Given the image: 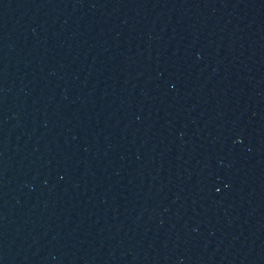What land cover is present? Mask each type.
<instances>
[{"label": "water", "instance_id": "95a60500", "mask_svg": "<svg viewBox=\"0 0 264 264\" xmlns=\"http://www.w3.org/2000/svg\"><path fill=\"white\" fill-rule=\"evenodd\" d=\"M0 264H264V0H0Z\"/></svg>", "mask_w": 264, "mask_h": 264}]
</instances>
